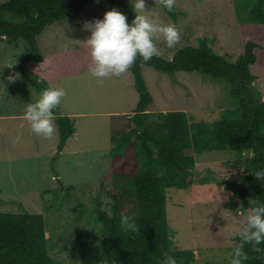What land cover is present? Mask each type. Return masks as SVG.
Wrapping results in <instances>:
<instances>
[{"label": "rangeland", "instance_id": "obj_1", "mask_svg": "<svg viewBox=\"0 0 264 264\" xmlns=\"http://www.w3.org/2000/svg\"><path fill=\"white\" fill-rule=\"evenodd\" d=\"M7 0H0L5 3ZM131 2V0H129ZM234 0H176L180 13L173 22L161 5L146 0L152 17L163 24H174L180 42L169 49L156 41L162 55L170 60L184 47H195L200 38L209 40L219 56L235 62L243 51L236 20ZM112 8L102 0H90L74 18L54 22L38 38L42 64L27 65V72L63 88L65 97L55 108L56 116H67L74 122L70 137L53 163L58 132L46 140L31 133L22 119L25 105L35 102L43 90L36 91L24 78L20 65L28 52L23 40L0 39V213H35L44 217L46 235L50 237L49 256L63 264H94L98 253V227L90 217L94 206L109 212L114 193L111 173L128 172L129 156L112 161V132L123 129L138 103L134 76L97 82L88 73V56L83 42L90 35L82 30L84 22L103 19ZM254 86L264 100V66H253ZM20 74L15 83L7 77ZM140 75L152 104L147 111L158 114L169 111L186 113L190 122L211 123L224 110L234 108L224 81L192 72L160 73L142 67ZM192 155L193 185L187 190H166V218L173 246L192 250L193 264H229L230 248L239 244L233 225L243 221L246 213L229 207L236 201L217 181L237 179L234 169L236 152H208ZM250 156L243 152L242 157ZM209 179L202 183L203 179ZM75 190L66 193V187ZM231 212V215L229 212ZM232 217H235L233 220Z\"/></svg>", "mask_w": 264, "mask_h": 264}, {"label": "trees", "instance_id": "obj_2", "mask_svg": "<svg viewBox=\"0 0 264 264\" xmlns=\"http://www.w3.org/2000/svg\"><path fill=\"white\" fill-rule=\"evenodd\" d=\"M90 0H7L0 3V39L11 43L23 40L28 47L20 65L24 78L36 91L49 88L47 81L27 72V65L39 67L43 62L37 41L42 31L54 22L76 17ZM127 17L130 24L134 13L129 0H102ZM236 20L240 29L243 51L235 62L216 54L204 37L195 47L177 50L170 60L153 57L147 64L139 59L130 69L138 103L132 117L122 130L110 136L112 161L129 156L131 169L112 171L114 190L109 212L91 210L90 217L98 227V253L94 264H162L164 253L173 256L177 264H193L192 250L173 246L166 218V190H187L193 185L194 156L208 152L237 153L234 169L241 171L237 179L217 181L235 203L229 205L241 213L252 207V199L264 204V180L253 175L264 170V100L254 86L253 66H264V0H234ZM175 22L180 15L161 6ZM142 67L160 73L196 72L214 80L224 81L236 106L224 110L211 123L190 122L186 113L169 111L153 114L147 109L152 96L140 75ZM56 116L55 109L53 110ZM57 150L59 158L66 141L75 133L74 122L67 116H56ZM250 156L243 158L242 153ZM254 153V155H253ZM209 179L205 178L202 183ZM73 185L66 187L69 194ZM129 216L139 233L124 231L120 218ZM50 237L46 235L44 217L35 213H0V264H63L48 254ZM238 242H241L238 237ZM254 252L244 245L250 257L243 264H264V243ZM234 247L230 248V252Z\"/></svg>", "mask_w": 264, "mask_h": 264}, {"label": "clouds", "instance_id": "obj_3", "mask_svg": "<svg viewBox=\"0 0 264 264\" xmlns=\"http://www.w3.org/2000/svg\"><path fill=\"white\" fill-rule=\"evenodd\" d=\"M154 3L172 12L176 0H154ZM131 7L134 19L130 24L127 17L115 8L105 12L103 19L83 24L82 30L90 33L81 42L89 60L88 73L100 84L106 79L124 76L138 59L141 64H147L153 57L161 56L156 41H162L169 49L180 42V32L176 26L155 20L151 10H146V0H131ZM6 79L8 83H15L20 79V74L14 73ZM65 95V89L49 87L40 93L35 102L25 105L22 119L27 122L31 133L46 140H51L57 134V117L53 110ZM253 175L264 180V170L256 171ZM251 204L253 206L247 209L243 221H236L233 225L241 242L228 253L229 264H243L250 259L244 251L245 244H251L254 252H260L259 245L264 243V204H260L258 199H252ZM232 218L235 220V217ZM120 226L126 232L139 233L140 230L127 215L120 218ZM162 264H177V261L165 252Z\"/></svg>", "mask_w": 264, "mask_h": 264}]
</instances>
